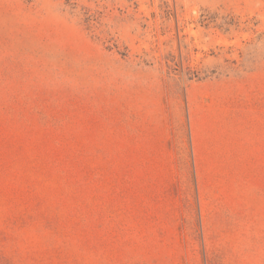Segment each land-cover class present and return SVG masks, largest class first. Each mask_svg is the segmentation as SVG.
<instances>
[{"label": "rangeland", "instance_id": "rangeland-1", "mask_svg": "<svg viewBox=\"0 0 264 264\" xmlns=\"http://www.w3.org/2000/svg\"><path fill=\"white\" fill-rule=\"evenodd\" d=\"M0 264H264V0H0Z\"/></svg>", "mask_w": 264, "mask_h": 264}]
</instances>
